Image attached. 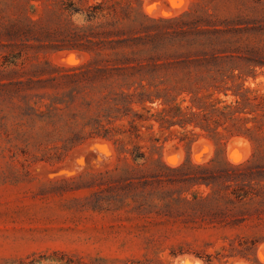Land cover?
Masks as SVG:
<instances>
[{
    "label": "rangeland",
    "instance_id": "rangeland-1",
    "mask_svg": "<svg viewBox=\"0 0 264 264\" xmlns=\"http://www.w3.org/2000/svg\"><path fill=\"white\" fill-rule=\"evenodd\" d=\"M184 14L186 24L210 29V82L223 80L220 90L210 88V100L224 106L247 91L264 95V0H0V264H184L188 257L189 264H264V212L256 204L214 222L210 215H165L156 196L127 193L122 160L132 162L131 155L99 135L119 88L91 71L113 67L117 52L186 53L172 45L153 51L148 40L116 42L154 34L166 26L159 20ZM191 96L176 103L193 107ZM163 102L131 103L143 115L137 130L132 112L107 125L125 130L116 133L125 150L141 147L147 179L175 176L159 161L172 168L210 162L211 172L249 160L264 169V147L245 135L219 126L216 136L194 123L162 127L143 108L155 113L168 107ZM181 188L190 199L210 191L164 182L165 190ZM242 216L252 217L232 222Z\"/></svg>",
    "mask_w": 264,
    "mask_h": 264
},
{
    "label": "trees",
    "instance_id": "trees-1",
    "mask_svg": "<svg viewBox=\"0 0 264 264\" xmlns=\"http://www.w3.org/2000/svg\"><path fill=\"white\" fill-rule=\"evenodd\" d=\"M102 8L101 5L94 7L95 10ZM93 10L88 19L97 18V12ZM187 14L170 19H161L159 22L166 24L159 28L156 33L139 36L133 39L117 40V44L137 45L148 40L146 45L151 50L158 51L168 45L187 47L186 53L173 56H149L147 58H129L117 52L113 67L96 68L91 72L96 79H104L118 86L116 103L106 115V124L99 121V133L102 137L113 142L116 151L129 152L131 161L127 158L122 160L128 167L121 179L126 182L127 193L140 192L146 196H156L164 203V214L181 216L184 213L197 215H210V222L216 221V215L227 216L238 206H250L256 204V212H264V169L253 167L250 161L240 164L225 162L219 171L210 172V162L206 164H193L188 161L177 167H169L162 161L157 163L158 168H164L175 176L169 180H163L162 172L151 173L152 180L146 178L140 167L147 162V156L141 152V147L135 145L131 150H125L122 139L116 138V133L125 132L120 128L108 127L112 124V118L116 115H128L133 113L130 126L137 130V119L143 115L130 108L135 100L139 103L153 102L154 99H163V104L168 105L155 113L143 108L150 114L149 118H156L161 126L171 127L174 125L185 126L194 123L216 136H222L217 127L223 126L230 135H245L249 137L257 147H264V95L253 96L241 95L242 100H236L232 104L219 106L220 102L210 100V88L220 90L223 80L213 77L210 82V40L206 37L210 29L201 27V22L196 21L186 24L183 18ZM185 55V57H183ZM84 74V73H82ZM127 89V91H124ZM191 94L193 107L204 111H194L192 106L180 107L176 100L182 94ZM234 95H238L235 91ZM210 100V101H208ZM249 107L255 115L248 117L244 110ZM261 111V112H258ZM245 113V114H243ZM211 123L215 128L211 129ZM251 123L250 126H247ZM141 161V162H140ZM177 185L204 184L210 188L205 195L193 192L192 198L182 197L180 190H165L164 182ZM177 194V196H176ZM222 203V206L219 204ZM249 211V210H247ZM252 217V216H250ZM250 217L234 219V224H242ZM224 221H227L223 219ZM229 223V222H227ZM212 256L210 255V262Z\"/></svg>",
    "mask_w": 264,
    "mask_h": 264
},
{
    "label": "bare ground",
    "instance_id": "bare-ground-1",
    "mask_svg": "<svg viewBox=\"0 0 264 264\" xmlns=\"http://www.w3.org/2000/svg\"><path fill=\"white\" fill-rule=\"evenodd\" d=\"M168 10H169V8H168ZM156 11H157V10H156ZM176 11H177V10H176ZM168 12H169V11H168ZM173 12H174V10H173ZM158 13H159V12H158ZM158 13H156V14H158ZM172 14H173V13H172ZM238 138H239V137H238ZM240 139H241V138H240ZM238 140H239V139H238ZM233 141H234V140H233ZM95 142H96V141H95ZM98 142H99V141H98ZM103 142H104V141H103ZM231 142H232V141H231ZM242 142H243V141H242ZM95 145H96V144H95ZM105 145L107 146L108 144H105ZM103 146H104V145H103ZM108 146H109V145H108ZM196 146H197V145H196ZM196 146H195V147H196ZM234 146H235V145H234ZM197 147H198V146H197ZM231 147H232V146H231ZM231 147H230V148H231ZM103 148H105V147H103ZM199 148H200V147H199ZM233 148H234V147H233ZM194 150H195V149H194ZM236 150H237V149H236ZM196 151H197V150H196ZM229 151H230V150H228V152H229ZM231 151H232V150H231ZM234 151H235V150H234ZM198 152H199V151H198ZM229 153H230V152H229ZM229 153H228V155H229ZM233 153H234V152H233ZM167 155H168V153H167ZM107 157H108V156H107ZM239 157H240V156H239ZM198 158H199V157H198ZM176 160H177V159H176ZM174 161H175V160H174ZM240 161H241V159H240ZM176 163H177V162H176ZM176 163H175V164H176ZM263 245H264V244H263ZM263 248H264V247H263ZM260 250H261V249H260ZM263 250H264V249H263ZM261 252H262V251H261ZM263 252H264V251H263ZM263 252H262V253H263ZM186 257H187V256H186ZM181 260H183V259H181ZM181 260H180V261H181ZM184 260H185V259H184ZM184 260H183V261H184ZM192 260H193V259H192ZM178 261H179V260H178ZM190 262H191V259L188 257V260L184 261V264H189ZM180 263H181V262H180ZM196 263H197V262H196ZM198 263H199V261H198ZM200 263H201V262H200ZM181 264H182V263H181Z\"/></svg>",
    "mask_w": 264,
    "mask_h": 264
}]
</instances>
